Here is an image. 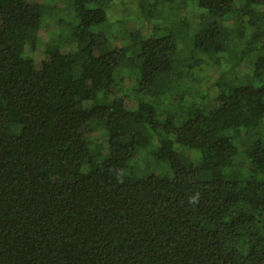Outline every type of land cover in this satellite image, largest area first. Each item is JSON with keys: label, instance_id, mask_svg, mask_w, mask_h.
<instances>
[{"label": "trees", "instance_id": "obj_1", "mask_svg": "<svg viewBox=\"0 0 264 264\" xmlns=\"http://www.w3.org/2000/svg\"><path fill=\"white\" fill-rule=\"evenodd\" d=\"M55 1L0 0V264H264V0Z\"/></svg>", "mask_w": 264, "mask_h": 264}, {"label": "rangeland", "instance_id": "obj_2", "mask_svg": "<svg viewBox=\"0 0 264 264\" xmlns=\"http://www.w3.org/2000/svg\"><path fill=\"white\" fill-rule=\"evenodd\" d=\"M31 3L34 2H39V3H44L47 0H28ZM121 0H118L117 4L114 5V7H116L117 9L114 10V12L118 15V17L120 16L121 19H125L128 18V20H125V24L124 27L127 31H136V30H143L146 34L150 33V30H152L151 28H149V26L147 25L146 21H144V19H142L139 15H138V5H137V1L138 0H124L125 4H120ZM55 6L62 8L65 6L64 2L62 0H58L54 2ZM126 8V9H124ZM124 10V12L121 14V10ZM185 13V11H183L181 14ZM173 15H176V13H172ZM180 13L179 15L182 16ZM139 16V17H138ZM240 18V16L238 14L235 15V19L238 21ZM57 25L53 23V21L51 20H46L44 22V24L42 25L41 29L38 31V38L40 40L41 46L43 48V42H50L52 39V34H55L57 31ZM121 29H119V33L118 35L121 33ZM120 36H124V34H121ZM119 37V36H118ZM124 43L123 38L121 39H116L114 40L111 44V46H122ZM68 49V48H67ZM42 54V53H41ZM38 56V60L39 62H41V60L44 58L43 54ZM219 72L218 68L216 66L211 67V69L209 70V81L206 84V86H211L212 83V78H215L217 73ZM185 84H188V86H190V82L189 79L184 80ZM134 85V80L128 76H126L122 82V87H129L132 88ZM205 87V86H204ZM117 95L122 97L124 99V104L126 107H129V105L131 104L130 99L125 96V94L118 90L117 91ZM217 105V102L215 101H210L206 104L207 108H213L214 106ZM90 127L92 128V131L87 132V135L92 139H96V140H102V138L104 137L103 131L100 127L97 126L96 122L93 121L90 124ZM93 142V141H92ZM238 146L240 148H244L247 145V141L244 138H239L238 139ZM184 153L186 154V156H188L190 159H194L196 156L192 151H189L187 149L184 150ZM147 161V158L143 155V153H139L137 154V156L135 157L133 164L135 166H137L138 168L144 167L145 163ZM154 165L157 164L156 161H151ZM156 170V169H155ZM157 171V170H156Z\"/></svg>", "mask_w": 264, "mask_h": 264}]
</instances>
